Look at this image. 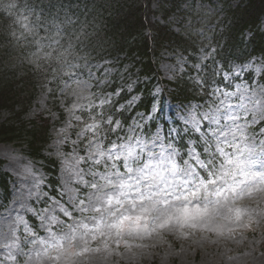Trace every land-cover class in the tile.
<instances>
[{"label":"rangeland","instance_id":"rangeland-1","mask_svg":"<svg viewBox=\"0 0 264 264\" xmlns=\"http://www.w3.org/2000/svg\"><path fill=\"white\" fill-rule=\"evenodd\" d=\"M160 1L151 6L157 9ZM162 1L170 7L171 1ZM162 14L159 9L152 17L194 40L195 63L181 49L163 47L152 94L162 92L165 112L176 118L175 124L169 119L171 138L180 130L199 142L188 139L183 155L163 132L146 135L141 114L125 127L100 114L135 86L137 75L128 63H55L63 52L52 48L50 58L40 61L48 42L39 43L27 63L44 73L58 67L61 74L57 82L49 78L37 87L21 119L27 124L42 116L52 124L44 154L57 162V196L45 191L47 175L24 146L0 142V170L12 177L10 199L0 207V264H264V126L254 129L264 120V84L258 80L263 59L225 67L218 60L211 73L221 83L211 79L199 100H173L168 83L182 80L188 67L200 85L196 73L213 52L224 12L221 0H179L165 19ZM258 28L264 31V15ZM138 98L133 95L118 109ZM13 117L0 112V122ZM201 179L217 182L195 198L176 199ZM233 185L235 192L213 195ZM185 205L201 211L185 218ZM124 216L145 219L139 227L120 225Z\"/></svg>","mask_w":264,"mask_h":264},{"label":"trees","instance_id":"trees-1","mask_svg":"<svg viewBox=\"0 0 264 264\" xmlns=\"http://www.w3.org/2000/svg\"><path fill=\"white\" fill-rule=\"evenodd\" d=\"M169 1L170 7H163L161 0L159 7L154 9L153 0H0V112L7 110L15 116L12 122H0V142L25 144L31 158L43 160L45 169L52 174L55 172V163L43 155L49 140L50 122L40 116L27 124L21 119L37 87L49 78L58 80L61 74L58 67L44 73L27 63V56L42 42L48 43L44 46L45 54H39L40 61L50 58L49 49L52 48L63 52L59 59H53L55 63L64 58L70 63H81L89 58L105 57L119 64L128 62L140 78H145L137 83L143 101L136 108L149 109L152 103L150 84L156 76V60L161 48L176 46L190 56L195 50L191 37L175 33L168 25L152 18L159 9L166 18L179 2ZM221 1L226 25L214 54L203 66L206 70L201 77L204 82L214 59L226 63L230 58L242 60L249 54L264 55V33L257 26L264 15V0H239L237 5ZM245 31L250 32L248 37ZM80 35L78 39L76 36ZM53 40L55 42L51 43ZM51 55L54 58L56 54ZM173 86V93L183 99L194 98L200 90H189L182 80ZM184 137L180 138L181 142ZM8 180L9 175L0 171L3 202L8 199ZM50 181L53 182V176Z\"/></svg>","mask_w":264,"mask_h":264},{"label":"snow or ice","instance_id":"snow-or-ice-1","mask_svg":"<svg viewBox=\"0 0 264 264\" xmlns=\"http://www.w3.org/2000/svg\"><path fill=\"white\" fill-rule=\"evenodd\" d=\"M200 71H203V68H201L200 70L197 71V75L200 74ZM188 79H189V83L192 84L194 90H199V85L196 84L195 79L193 78L192 73H188ZM137 87L138 84L134 87H132L129 90L125 89L121 91V95L125 94V91H128V97L129 99L132 98L133 95L137 94ZM157 96L161 97L160 103L158 106L155 107V111L153 114V108L150 107L149 109H147L143 114H142V119H147V127L152 128L154 130L157 131H161L163 132L166 136H168L169 138H171V133L173 131V128L169 127V119L172 120V122L175 124L177 123L175 116L169 112L166 113L165 112V105H164V100H163V93H157L155 95H152V101L153 103L157 100ZM143 101V96L140 95V98L138 101L135 102V107H138L140 103H142ZM169 108L171 109V106H169ZM135 110V108H134ZM159 122V123H158ZM229 163L231 164L232 161L229 160ZM252 164L255 163V161L251 162ZM237 169L240 172L241 176H247V173H245L243 171V168L241 165L237 164L236 165ZM178 171V169H173V174L175 175V172ZM216 179H211L208 181H205L203 179L200 180V182L198 184H196L195 187L192 188L191 191H187L181 194V196L176 197V199H181L183 198L184 200H189L190 198H195L199 195V193L203 190L206 191L208 184H216ZM185 187H187V181L184 182ZM236 190V185L231 186L230 188H218L216 189L215 193L213 195H215L216 197H221L225 194V192L231 191V192H235ZM200 207L199 205H197L194 209L193 208H189L187 205H185V207L182 210V215L185 218L194 216L195 214H198L200 212ZM145 217H141V216H137V217H131V216H124L121 218L120 220V225H123L126 221L127 222H132L135 224L136 227L140 226V222L142 220H144Z\"/></svg>","mask_w":264,"mask_h":264}]
</instances>
